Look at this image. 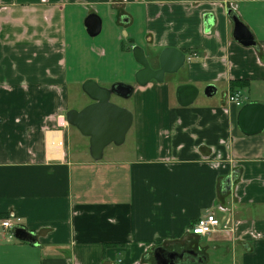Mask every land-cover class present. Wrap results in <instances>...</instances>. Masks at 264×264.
Returning a JSON list of instances; mask_svg holds the SVG:
<instances>
[{"label": "crops", "instance_id": "crops-1", "mask_svg": "<svg viewBox=\"0 0 264 264\" xmlns=\"http://www.w3.org/2000/svg\"><path fill=\"white\" fill-rule=\"evenodd\" d=\"M136 48L154 70L168 49L186 61L142 87ZM90 81L134 89L125 143L100 161L66 119ZM185 85L199 92L187 107ZM236 93L264 105V0H0V218L36 238L0 227V264H156L157 250L264 264V131L241 132ZM208 214L230 230L192 235Z\"/></svg>", "mask_w": 264, "mask_h": 264}, {"label": "water", "instance_id": "water-1", "mask_svg": "<svg viewBox=\"0 0 264 264\" xmlns=\"http://www.w3.org/2000/svg\"><path fill=\"white\" fill-rule=\"evenodd\" d=\"M235 34L237 41L246 47L255 46L254 38L250 31L239 19L234 17ZM86 28L91 37H96L101 32L102 23L96 15H91L86 20ZM134 57L141 65L142 70L136 75V82L139 86H146L151 81L162 83L166 75L177 73L185 64V55L173 49L166 50L159 58L160 68H151L144 51L136 48ZM133 87L116 84L111 88H103L97 83L90 81L84 84L83 92L89 97L92 103L84 109L70 110L66 119L70 126L76 128L80 134L90 140V154L93 160L100 161L104 151L110 145L122 146L126 136L131 130L134 122L132 112L111 102L112 96L122 99H129L133 95ZM198 89L194 86H181L178 89V102L181 106L191 105L198 96ZM238 126L246 136H254L264 131V105L247 104L242 107L238 116ZM18 240L34 243L35 236L25 229L15 230ZM189 258L184 255L172 253L169 260L165 257L164 251L157 250V264H176L178 259L183 258V263H195L197 254L188 252ZM202 259H200V262ZM171 262V263H170Z\"/></svg>", "mask_w": 264, "mask_h": 264}, {"label": "built area", "instance_id": "built-area-1", "mask_svg": "<svg viewBox=\"0 0 264 264\" xmlns=\"http://www.w3.org/2000/svg\"><path fill=\"white\" fill-rule=\"evenodd\" d=\"M229 100L239 107L244 104V97L240 93L230 96ZM0 227L4 230H15L16 228H20V220L16 217L0 220ZM220 230L229 231V223L222 224L214 214H208L198 219L190 228V233L196 237H206Z\"/></svg>", "mask_w": 264, "mask_h": 264}, {"label": "rangeland", "instance_id": "rangeland-1", "mask_svg": "<svg viewBox=\"0 0 264 264\" xmlns=\"http://www.w3.org/2000/svg\"><path fill=\"white\" fill-rule=\"evenodd\" d=\"M100 37H93L91 38V43H92V46L96 47V46H99L100 43H98V39ZM95 51H96V48H93ZM79 90V91H78ZM77 91L79 92L78 95H75V94H72V97L70 99V107L72 108H77V109H80V108H84L86 107L87 105H89V103H91L90 101H88L87 97L83 96V92H81L80 89H77ZM73 93V92H72ZM111 102L122 107V108H126L128 107L127 105V100L125 99H122V98H119L117 96H112L111 98ZM131 142V135L128 137V143L127 145H129ZM126 145V146H127ZM111 148H116L114 146H112ZM1 220H5V218H0Z\"/></svg>", "mask_w": 264, "mask_h": 264}, {"label": "flooded vegetation", "instance_id": "flooded-vegetation-1", "mask_svg": "<svg viewBox=\"0 0 264 264\" xmlns=\"http://www.w3.org/2000/svg\"><path fill=\"white\" fill-rule=\"evenodd\" d=\"M161 251H163V250H161ZM156 252H157V251H156ZM164 254H165V257L169 260V255H170V254L166 253L165 251H164ZM155 257H156V254H155ZM184 258L187 259V258H189V256L186 255V256H184ZM170 263H171V262H170ZM156 264H157V261H156ZM176 264H185V263H183V258L178 259V260L176 261Z\"/></svg>", "mask_w": 264, "mask_h": 264}]
</instances>
